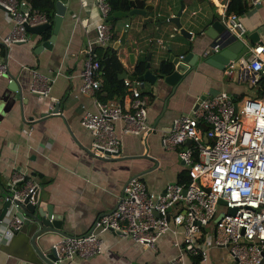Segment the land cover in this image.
I'll use <instances>...</instances> for the list:
<instances>
[{"label": "crops", "instance_id": "obj_1", "mask_svg": "<svg viewBox=\"0 0 264 264\" xmlns=\"http://www.w3.org/2000/svg\"><path fill=\"white\" fill-rule=\"evenodd\" d=\"M61 1L62 15L48 46H38L42 35L7 48L0 43V58L5 57L7 62V74L0 77V91L13 78L20 94L18 98L0 103V209L9 175L14 170L22 171L25 178L37 185V202L49 204L53 213L61 215L60 230L76 235L87 231L95 217L114 207L128 178H139L154 193L179 179L181 161L174 150L161 147L160 135L167 131L174 117L190 113L200 96L220 91L234 97L257 94L251 90L255 85L236 81L225 74L224 68L205 61L215 42L204 31L213 19H220L224 7L225 13H237L245 37L257 30L258 39L264 45V0L258 5H251L248 0H142L144 6L150 5L144 16L133 14L114 20L111 24L114 37L104 48L96 47L97 54L106 47L113 48V42L124 30V43L113 48L120 63L116 77L122 70L131 73L133 65L141 59L145 63L148 52L149 70L157 77L152 83L143 81L139 88L145 99V120L154 127V132L146 136L120 133L122 123L114 121L121 153L110 159L97 158L88 152L90 135L79 124L84 110L95 109L93 98L99 100L98 94L92 96L79 91L82 47L94 38L93 26L98 20L96 0ZM179 1L183 3L179 21L189 31L190 39L176 36L174 24L162 21L176 13ZM146 16H151L152 20L144 21ZM9 28L10 21L0 8V37ZM50 34L51 28L46 29L43 38ZM246 42L254 44L247 39ZM126 46L131 48L132 62H129ZM185 49L196 55L193 67H188L173 85L163 81L157 72L159 61H167L171 55H183ZM106 55L100 56V85L104 75L109 76L115 68L113 61L109 66L105 64ZM237 63L240 64V59ZM31 69L48 83L47 95L29 92ZM246 88L250 89L247 95ZM124 92L127 94L126 88ZM114 96L111 98L118 99ZM54 105H57L56 113L51 112ZM62 235L47 230L34 237L33 244L44 252ZM99 238L100 253L87 258L73 257L60 264H163L176 251L171 242L181 240L179 234L166 232L156 240L155 249H150L111 230L99 232ZM29 239L28 229L21 223L0 242V264H45L34 252L33 258L22 254V241ZM183 264L234 262L225 247L215 246L207 250L203 260L185 254Z\"/></svg>", "mask_w": 264, "mask_h": 264}, {"label": "built area", "instance_id": "obj_2", "mask_svg": "<svg viewBox=\"0 0 264 264\" xmlns=\"http://www.w3.org/2000/svg\"><path fill=\"white\" fill-rule=\"evenodd\" d=\"M262 1L248 0L251 5ZM95 5L98 20L93 26L94 38L82 47L79 71L80 93L92 96L100 85L95 48H103L111 40V24L105 20L107 0H96ZM0 8L10 21V28L0 37L4 48L28 40L25 24L47 21L45 14L27 0H0ZM220 12L218 20L228 35L247 48L240 64L229 61L224 72L236 81L257 86L259 93L234 97L220 91L198 98L190 113L174 117L169 129L161 133L160 145L176 152L181 177L158 193L149 191L139 178H128L114 207L95 217L87 231L62 235L51 244L53 263L96 255L102 249L99 232L119 230L150 249H155L162 234H179L181 240L171 242L176 249L174 255L163 264H183L185 254L203 260L207 250L215 246L225 247L234 264H264V45H248L237 13H225L224 7ZM5 74L7 62L3 57L0 77ZM142 82L123 78L128 95L104 101L94 97L95 109L82 112L79 124L89 132L91 155L101 159L120 155L116 120L122 123L120 133L146 136L153 132L154 127L145 120V99L139 90ZM48 91V83L31 69L29 92L47 95ZM6 189L3 200L9 204L0 217V242L21 224L15 214L18 204L25 198L33 204L38 192L36 183L17 170L9 175Z\"/></svg>", "mask_w": 264, "mask_h": 264}, {"label": "water", "instance_id": "obj_3", "mask_svg": "<svg viewBox=\"0 0 264 264\" xmlns=\"http://www.w3.org/2000/svg\"><path fill=\"white\" fill-rule=\"evenodd\" d=\"M54 6H55V14L53 16L52 25L48 21L37 23L34 25L25 24V30L27 32L28 39H34L36 35H38L39 38H41L42 35V39L40 40L38 46H48L52 41L53 35L56 33L57 25L63 11V2L61 0H55ZM149 8L150 5H145L143 8H132L128 11L116 10L108 14L105 17V20L109 21L111 19L122 18L133 14H140L144 16ZM182 8H183V3L179 1V8L176 11V13L173 15H169L167 18H165L162 21H168L174 24V28L176 29L174 34L176 36L179 35L186 39H190L189 31L186 30L179 21V16ZM145 20L151 21L152 17L146 16L144 17V21ZM49 28H51V34L48 35L46 38H43V33L46 31V29ZM204 32L215 42L214 45L215 48L213 49V47L210 46L207 52L208 57L205 59L207 63L213 64L216 67L223 69L224 66L229 61H238L239 59L245 56L247 52V48L241 43V41L237 40L231 35H228L227 31L224 29V26L222 25V23H220L218 19H213L206 26ZM124 34L125 31L123 30L120 36L118 37V39L113 42L112 44L113 48L117 47L118 44L124 43ZM258 38L259 35L257 30L252 31L249 35L246 36V39L254 44L256 42L257 43L261 42ZM130 49L131 48L129 46H126L129 62H132L133 55ZM184 52L185 54L183 55L180 56L171 55V57L167 59V62L171 64L172 68L169 73L160 76L162 77L163 81L173 85L180 78V76L187 70L188 67L189 68L193 67V64L195 63L196 55L188 50ZM149 55L150 53L148 52L145 56L144 69L139 75L127 73L126 71L122 70L117 74V78L118 79L127 78L129 80L136 79V80H142L152 83L156 79L157 74L152 73L149 70ZM8 78L10 79V77ZM217 93L218 92L214 94ZM214 94H209V92H207L202 96H200V98ZM19 95L20 94L18 92L15 80L11 78L7 83V85L0 91V103H2L3 101L6 102L7 100H10L14 97L18 98ZM196 105L197 103H195L194 106ZM51 112L53 113L57 112V105H54ZM188 143L189 140H186L184 142L185 145H187ZM141 156H146V155H141ZM36 197L37 196L35 195L34 196L35 200L33 204L26 202V198H25L23 202L18 204L15 211V214L21 219V223L26 225L30 236V239L28 241L27 240L22 241V247L20 250L22 254H26L28 258H33L32 256L34 252L45 264H55L53 263L54 254L52 249L50 248L48 250H45L44 252L38 251L36 246L33 244V239L37 235L42 234L47 230H54L63 235H67V234L64 231L60 230L61 215L59 213H53L49 204H45V203L42 204L41 202H37ZM218 203H222V200H218ZM8 204L9 201L2 200L0 217L3 215ZM229 211L232 212L233 208H230ZM219 216L220 215H217L215 219H217ZM111 231L118 234H124L122 231L119 230H111Z\"/></svg>", "mask_w": 264, "mask_h": 264}, {"label": "trees", "instance_id": "obj_4", "mask_svg": "<svg viewBox=\"0 0 264 264\" xmlns=\"http://www.w3.org/2000/svg\"><path fill=\"white\" fill-rule=\"evenodd\" d=\"M31 7L41 11L45 14L46 20L48 22H51L52 16H53V7H54V0H28ZM107 3L109 5V13L116 10L119 11H128L132 8H142L144 6V3L142 0H107ZM232 12V11H230ZM236 13V12H235ZM115 19H111L108 22L112 24ZM111 34V38H112ZM114 37V36H113ZM104 48V47H103ZM187 50V49H186ZM96 51V48H95ZM115 49L111 47H106L104 51L102 50L98 53L99 55V68L101 65V59L100 56H105V64L109 66L110 61H113L115 63V68L112 69V72H110L109 76H105L101 82L100 87L95 92V95H99V100H105L106 97H110L112 95H115L114 97H117L120 99V97L123 96L125 86L122 84V79H118L116 77V72L120 69V63L116 60L114 55ZM144 69V61L141 59L140 61L136 62L133 65V71L131 72L134 75H139ZM171 70V64L165 60H160L157 65V72L159 75H164L169 73ZM100 88V89H99ZM98 91V92H97ZM100 92H103V95H100ZM259 93V90L257 94ZM242 95H239L237 97H241ZM181 175H179V178Z\"/></svg>", "mask_w": 264, "mask_h": 264}, {"label": "rangeland", "instance_id": "obj_5", "mask_svg": "<svg viewBox=\"0 0 264 264\" xmlns=\"http://www.w3.org/2000/svg\"><path fill=\"white\" fill-rule=\"evenodd\" d=\"M249 90H250L249 88H246L245 95H247V93H248ZM251 90H252L253 92L256 91V93L258 92V91H257L258 89H257L255 86H253Z\"/></svg>", "mask_w": 264, "mask_h": 264}]
</instances>
